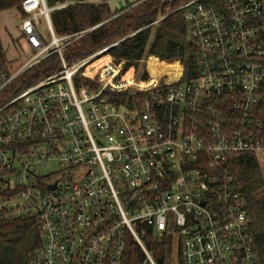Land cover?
<instances>
[{
	"label": "built area",
	"instance_id": "2783aa9c",
	"mask_svg": "<svg viewBox=\"0 0 264 264\" xmlns=\"http://www.w3.org/2000/svg\"><path fill=\"white\" fill-rule=\"evenodd\" d=\"M66 6L23 0L33 56L11 76L0 71V217H39L43 245L29 264H124L130 237L156 264L151 233L176 244L182 264H260L232 167L264 158V0L178 8L197 51L186 81L181 71L135 78L111 47L67 63L86 32L55 34L50 13ZM54 55L57 73L2 101ZM128 91L121 105L107 95Z\"/></svg>",
	"mask_w": 264,
	"mask_h": 264
},
{
	"label": "trees",
	"instance_id": "16d2710c",
	"mask_svg": "<svg viewBox=\"0 0 264 264\" xmlns=\"http://www.w3.org/2000/svg\"><path fill=\"white\" fill-rule=\"evenodd\" d=\"M189 1L191 0H136L119 10H113L107 0H46V4L50 9L67 5L50 13L57 36L86 32L66 48L64 57L67 63L79 62L111 47L108 53L116 63L124 62L125 71L134 68L138 78H148L142 63L148 54L166 62L179 60L184 66L186 81L197 69V51L178 8ZM22 2L23 0H0V12L16 9L24 18ZM158 20L160 21L156 24ZM156 25L157 32L151 38ZM5 58L0 40V71L11 76L13 70L6 66ZM60 69L61 63L57 55L42 61L19 76L1 95L2 101H8ZM76 85V88H80L78 80ZM107 95L121 105L127 102L129 91L120 94L108 92ZM232 171L245 197L254 251L260 264H264V173L255 155L237 158L233 162ZM42 245L43 232L36 214L0 217V264H29L31 256ZM145 245L156 264H166L167 244L164 239L156 238L151 233L145 238ZM145 260L141 248L133 238H128L124 264H144ZM176 264H182L179 253Z\"/></svg>",
	"mask_w": 264,
	"mask_h": 264
},
{
	"label": "rangeland",
	"instance_id": "374dc122",
	"mask_svg": "<svg viewBox=\"0 0 264 264\" xmlns=\"http://www.w3.org/2000/svg\"><path fill=\"white\" fill-rule=\"evenodd\" d=\"M107 1L109 2V4H112L113 7L123 8L126 3H131L133 0ZM167 11H169V7ZM159 19H161V17ZM22 20L23 19L19 11H17L16 9H7L0 12V40L2 42L3 51L6 56V66L9 69L13 70V74L19 71L25 65V63H27V61L33 56V52L28 47L27 42L23 39L21 34ZM159 21L160 20H158L156 24H158ZM157 27L158 25H156L154 30L152 31L151 38L155 36L157 32ZM40 32L44 36L46 43H49L50 37L47 34V29L43 20ZM151 58H154V56L146 54L144 59L142 60L144 70L148 73V78L146 80L151 77L155 80H158L163 76H167L168 80H172L176 74V71H181V73L184 74V66L179 60L166 62L168 64H171L169 67H161V63H158V61H155L157 62V64L154 62H150L152 61ZM155 59L159 60L157 59V57ZM126 71L135 76V78H138L137 72L134 68H130ZM259 162L264 173V158H261ZM166 244V264H176L178 257L177 245L170 244V242L169 244L166 242Z\"/></svg>",
	"mask_w": 264,
	"mask_h": 264
},
{
	"label": "crops",
	"instance_id": "0c3cea01",
	"mask_svg": "<svg viewBox=\"0 0 264 264\" xmlns=\"http://www.w3.org/2000/svg\"><path fill=\"white\" fill-rule=\"evenodd\" d=\"M135 1H136V0H133L131 3L135 2ZM107 2H108V1H107ZM108 3H109V2H108ZM127 4H129V3H126L125 6H126ZM109 5L112 6L111 8H112L113 10H119V9H122V8H119V7H113L112 4H109ZM125 6H124V7H125ZM124 7H123V8H124ZM155 58H156V57L151 58L152 61H150V62H154V63L157 64V62H155V61H158V63H161V67H169V66L171 65V64L166 63V61L156 60ZM157 59H158V58H157ZM173 64H174V63H173ZM147 66H148V65H147Z\"/></svg>",
	"mask_w": 264,
	"mask_h": 264
},
{
	"label": "water",
	"instance_id": "95a60500",
	"mask_svg": "<svg viewBox=\"0 0 264 264\" xmlns=\"http://www.w3.org/2000/svg\"><path fill=\"white\" fill-rule=\"evenodd\" d=\"M48 189H51V190H52V189H55V186H51V187H49Z\"/></svg>",
	"mask_w": 264,
	"mask_h": 264
},
{
	"label": "bare ground",
	"instance_id": "6f19581e",
	"mask_svg": "<svg viewBox=\"0 0 264 264\" xmlns=\"http://www.w3.org/2000/svg\"><path fill=\"white\" fill-rule=\"evenodd\" d=\"M99 64V63H98Z\"/></svg>",
	"mask_w": 264,
	"mask_h": 264
}]
</instances>
